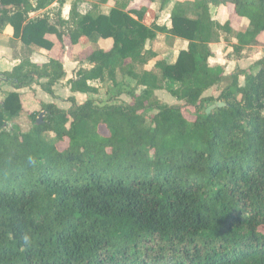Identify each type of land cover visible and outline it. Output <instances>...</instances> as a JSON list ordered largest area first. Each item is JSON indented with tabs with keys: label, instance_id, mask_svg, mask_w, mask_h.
<instances>
[{
	"label": "trees",
	"instance_id": "obj_1",
	"mask_svg": "<svg viewBox=\"0 0 264 264\" xmlns=\"http://www.w3.org/2000/svg\"><path fill=\"white\" fill-rule=\"evenodd\" d=\"M109 1V13L74 5L68 19L50 22L29 16L64 0H0V34L10 25L27 47L111 42L83 57L92 67L70 81L73 93H96L92 82L118 72L142 88L122 105L39 102L27 133L7 129L24 111L23 94L0 102V264H264V58L243 86L233 74L219 98L205 96L228 78L210 62L211 37H235L240 55L259 44L264 0H162L175 2L171 30L145 24L156 0ZM211 5L230 8L247 29L213 21ZM157 32L189 44L175 63L149 70ZM0 76L21 90L41 79L53 86L66 71L52 56ZM159 90L180 104L160 102Z\"/></svg>",
	"mask_w": 264,
	"mask_h": 264
},
{
	"label": "rangeland",
	"instance_id": "obj_2",
	"mask_svg": "<svg viewBox=\"0 0 264 264\" xmlns=\"http://www.w3.org/2000/svg\"><path fill=\"white\" fill-rule=\"evenodd\" d=\"M161 2L162 0H156L154 4L149 5L150 10L144 22L147 25L156 23L160 27L171 30V12L175 2L165 7L162 6ZM143 4H147L146 0H137L133 7L138 8ZM74 5H77L78 10L82 14L87 13L95 6L100 7L103 13H109L111 8L114 7L113 1L104 3L102 0H64L62 6L60 3H55L45 10L30 14L29 17L30 19L46 18L50 22H54L60 14L64 19H68ZM190 16H195L194 9ZM211 18L221 25L230 22L232 28L237 32L245 31L248 27L247 22L236 17L230 8L226 9L225 7L211 5ZM12 31L14 33V29ZM227 37L225 34L219 33L218 35H213L210 40V46L214 53L210 62L212 64L223 65L226 69V76L229 78L205 94V96L214 97L215 99L219 98L222 91L231 83V75L238 74L240 85L243 86L245 84V74L249 72L255 73L258 70L257 63L264 58V36H262L259 44L246 47L241 55L234 51L233 48L238 45L237 39L235 37L228 39ZM110 43V41L95 39L93 43H81L75 47L67 40L64 49L58 43L52 51H47L37 47H27L15 36L9 38L4 32L1 33L0 45H2L4 50L0 54V74L12 69L15 58H19L20 62L29 59L30 61L43 63L48 62L52 56L60 57L63 60L66 71V76L53 86L48 84L47 79H41L30 87L21 90H16L12 84L3 81L0 76V102L11 91H18L23 94L22 99L25 106L23 113L18 118L7 123V129L14 133H27L32 130L33 123L27 114L37 110L39 108V102L56 103L64 110H69L72 107L70 100L72 98L78 104H83L85 101L93 99L98 106L131 103V93L135 92L139 94L142 88L137 86L136 81L121 72H118L115 78L107 79L104 82H92V86L97 89L96 93L81 94L71 91L70 81L77 79V74L80 70L90 69L92 67L81 61L83 57L92 49L108 48ZM188 44V41L179 38L173 33L157 32L156 39L149 42L146 47L148 51L150 50L157 57L151 60L146 68L149 70L153 69L157 60L175 63L180 53L188 48ZM156 97L160 102L170 106L180 104L167 90L157 91Z\"/></svg>",
	"mask_w": 264,
	"mask_h": 264
},
{
	"label": "crops",
	"instance_id": "obj_3",
	"mask_svg": "<svg viewBox=\"0 0 264 264\" xmlns=\"http://www.w3.org/2000/svg\"><path fill=\"white\" fill-rule=\"evenodd\" d=\"M13 28L11 26H8L6 27L5 31H4V34L7 35L9 38H13L14 36V33H13ZM4 50V48L2 47V45H0V54L1 52ZM14 57V56H13ZM49 61V60H48ZM15 63L13 64V67L11 70H8V71H12L14 69V67L18 66L20 64V59L19 58H15ZM18 62V63H17ZM33 63H37L35 61H32ZM44 63H47V62H43V63H37V64H44ZM65 68V66H64ZM6 72V71H5ZM22 94V93H21Z\"/></svg>",
	"mask_w": 264,
	"mask_h": 264
},
{
	"label": "water",
	"instance_id": "obj_4",
	"mask_svg": "<svg viewBox=\"0 0 264 264\" xmlns=\"http://www.w3.org/2000/svg\"><path fill=\"white\" fill-rule=\"evenodd\" d=\"M2 10H3V8L0 7V13ZM223 106H224L223 103H217L216 105H213L210 108H208L207 113H210L212 110L216 109L217 107H223ZM44 115H45V113H42L39 116L38 121H37V125H40L43 122Z\"/></svg>",
	"mask_w": 264,
	"mask_h": 264
}]
</instances>
